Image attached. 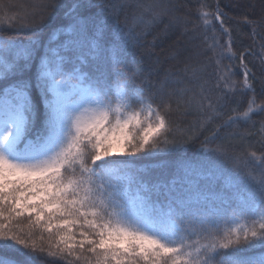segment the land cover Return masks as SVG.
I'll return each instance as SVG.
<instances>
[{
	"label": "snow or ice",
	"instance_id": "obj_1",
	"mask_svg": "<svg viewBox=\"0 0 264 264\" xmlns=\"http://www.w3.org/2000/svg\"><path fill=\"white\" fill-rule=\"evenodd\" d=\"M185 6L52 0L34 27L21 25L31 36L0 37V264H264V151L236 155L223 143L210 146L220 128L264 113V101L256 104L264 81L257 93L246 65L243 81H233L221 61L243 64L244 54L230 48L211 65L212 87L199 69H192L195 87L182 86L180 74L137 84L126 72L154 26L165 18V31L191 23L169 15ZM208 7L197 10V27L219 21L223 28L224 13ZM252 34L260 35L255 27ZM208 40L205 51H213L219 42L214 34ZM247 54L260 55L264 70V43ZM237 93L247 98L243 116L231 109L192 158L162 160L199 139ZM173 102L185 108L181 115L195 108L199 133L190 127L191 136H176ZM258 143L264 149V125Z\"/></svg>",
	"mask_w": 264,
	"mask_h": 264
},
{
	"label": "trees",
	"instance_id": "obj_2",
	"mask_svg": "<svg viewBox=\"0 0 264 264\" xmlns=\"http://www.w3.org/2000/svg\"><path fill=\"white\" fill-rule=\"evenodd\" d=\"M51 2L52 0H0V37L22 40L31 36L32 31L19 30L21 25L28 28L34 27L42 16L52 11V9L44 7L45 4ZM147 2H151V0H147ZM175 2L186 6L169 13V15L187 18L191 23L187 25L179 23L165 31L168 24V19L165 18L163 23L154 26L151 34L147 35L141 41V46L135 49V63L132 62L130 57L129 67L126 70L127 75L135 74L136 83L140 84L142 81L156 83L163 81L165 78L174 80L177 78V74H180L187 77L182 86L195 87L194 83L191 82L192 69H199L197 75L209 87H212L217 83V80L212 75L213 67L211 65L215 63L217 55L222 49L227 51L230 48V52L235 57L244 54V63L242 64L239 58L231 60L225 58L221 61V67L227 65L232 69L235 73L231 77L233 81H243V71L246 65L248 69L256 74V88L257 93H259L260 82L264 81V70L261 69L262 57L260 55H248L247 53L250 51L260 53L261 44L264 43L261 40V35H264V0H175ZM201 4L208 5L209 7L204 10L209 12H215L217 6L219 7L224 13L223 28H221L219 21L215 22L213 28L197 27L199 24L197 10L200 9ZM5 15L12 17V19L4 20ZM60 16H62V13L53 22V27L60 26ZM245 19L257 23L250 25L244 22ZM120 20L122 23L124 22L123 13ZM254 27L260 33L255 38L252 34ZM224 29L230 31V36L223 34ZM137 30L139 31V29ZM50 34V30L46 29L42 38L47 40L50 38ZM205 34L208 36L214 34L219 42L213 51H205L208 44L211 43V40L205 41ZM229 40H231L230 46L228 44ZM186 67L189 69L187 73L184 72ZM196 90L198 91V88ZM211 95L215 99L220 93L213 91ZM249 96H251V93H249ZM262 101H264V96L257 94L256 104L259 105ZM233 108H236L237 112L243 116L247 111V98L241 97L237 93L234 101L229 100L228 105L220 113L219 119L212 121L207 130H203V134L199 135V139L191 143L186 149L170 153L162 160L167 162L169 159L192 158L200 148L201 143L206 138H211L213 132L220 128L229 116L233 115L231 111ZM184 111L183 106L177 109L175 102H173L169 117L175 126L176 136L181 139L191 136V133L188 132L190 127L194 128L197 133L201 131V129L195 127L197 120L201 119L195 108L187 109V114L181 115ZM262 125H264V113L251 116L247 123L241 120L231 127L220 128L219 137L210 146L223 143L230 152L236 155L255 152L259 156L261 151H264L258 143L261 139ZM232 132L249 133L251 139L241 143L239 138L234 139L229 135ZM156 162L160 161H153V163ZM23 223L27 224V221H23ZM37 236H39V232H37Z\"/></svg>",
	"mask_w": 264,
	"mask_h": 264
}]
</instances>
